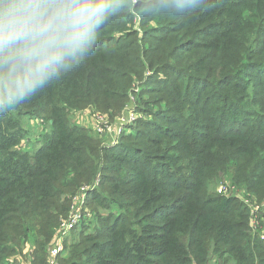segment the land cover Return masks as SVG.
<instances>
[{
	"label": "trees",
	"instance_id": "1",
	"mask_svg": "<svg viewBox=\"0 0 264 264\" xmlns=\"http://www.w3.org/2000/svg\"><path fill=\"white\" fill-rule=\"evenodd\" d=\"M121 2L78 67L0 115V264H21L32 232L34 264H44L71 196L98 177L95 219L72 233L62 264H264L248 211L208 193L229 172L264 199V0ZM131 9L143 34L117 35ZM148 70L161 86L137 95ZM148 93L172 109L171 128L155 121L110 146L72 122L87 109L120 116L131 94ZM25 114L50 126L34 153L22 148Z\"/></svg>",
	"mask_w": 264,
	"mask_h": 264
},
{
	"label": "clouds",
	"instance_id": "2",
	"mask_svg": "<svg viewBox=\"0 0 264 264\" xmlns=\"http://www.w3.org/2000/svg\"><path fill=\"white\" fill-rule=\"evenodd\" d=\"M121 7V0H0V115L78 67Z\"/></svg>",
	"mask_w": 264,
	"mask_h": 264
},
{
	"label": "rangeland",
	"instance_id": "3",
	"mask_svg": "<svg viewBox=\"0 0 264 264\" xmlns=\"http://www.w3.org/2000/svg\"><path fill=\"white\" fill-rule=\"evenodd\" d=\"M143 1L144 0H136L137 3L143 2ZM170 2L173 5L181 4L180 0H170ZM133 9H135L134 6H133ZM130 12L134 16V18H133L134 23L132 21H130V22L127 21L128 26H126L124 28L125 31L117 32V35H120L121 33H124L126 31H134V30H137V34H139V36H141L143 34L144 30L140 27V22L142 21L140 14L137 11L136 12L132 11V9ZM150 26L154 27V28L159 27L157 21H155V20H153V22L150 23ZM158 76L159 75H156L152 71L148 70L146 76L142 80L136 79L133 87L136 90L137 95H138V92H143L144 88H146V87L161 86V84L158 82ZM137 95L131 94L129 101L126 104V105H128L131 103V101H132L131 97L133 96L134 97V107H135V112H136V119L131 124H129L124 131H121V132H118L119 127L115 124V126H114L115 129L111 133V135L107 136V137H103V140L104 141L107 140V142L111 139H115V138L117 139V143L116 144L112 143L113 145H110V146L117 145L119 143V140L121 141L123 135L131 134L135 130H136L135 132L144 131L145 127L153 126L152 123H154L155 121L159 122L163 126L170 127L169 125H167L165 123V121H166V117L168 116V114L171 112L172 109H169V105L166 102H164L160 96L148 93L149 99H148V101L145 102V101L139 100V97ZM89 111H91V110L89 109ZM124 111H125V108L123 109V112L120 114V116L113 117V116H110L108 114L107 115L109 116L110 120L113 123H116L118 121V118H120L123 115ZM97 112H99V111H97ZM73 113H75V114L73 115V117H71L72 122L74 124L84 126V125L78 124L76 118H77V114L84 115L87 113V110H83V111H79V112L76 111ZM102 114H106V113H102ZM41 119H43V117H38V120H41ZM22 120H23V123L26 124V128H27V133H26V136L24 137L23 143H22L23 149L27 150V151H31V153H34L40 147V144L42 142L44 135L50 130V126L48 123H45V122L42 123L41 122V123L37 124L36 127H34L35 126V123H34L35 117L32 118L28 114H25L22 117ZM45 127L47 129L46 131L44 130ZM84 127H86V126H84ZM221 176H223V172L221 173ZM224 176H226V178L215 181L214 183H210V186L208 188V193L209 194H215V195H220V194L225 195L224 193H220V189L221 188H228V194L225 196L236 198L237 200H239V203L242 204L243 208H245L248 211V213H249V225H250L251 231H252L251 221H252V218L254 217L253 212L256 210H258L257 211L258 216L261 218V224H262V227L264 230V199H260L254 195H248V193H246L245 190H241L237 185H235V183H233L232 177H231L229 172H227V174H225ZM99 187L100 186L98 184L95 188L91 189L90 192L87 194L86 208L89 211L92 210L91 208L89 209V206H88L89 197L91 195H93L92 193L95 190L100 189ZM77 191H78V189L75 192H77ZM258 207L259 208L261 207L260 210L257 209ZM68 214H69V212H68ZM68 214L66 216L62 217L61 220L65 217H67ZM93 219H95V217L90 216V219H87V221H90ZM61 220L58 224V227L55 230V233L53 235L52 240L49 242V244L46 247V254H45L46 260H45L44 264H48V251H49L50 246L54 243V241L57 237V232H58ZM82 223H83V221L76 228H78ZM95 225H96V221L94 220V222L92 223V226H91L92 227L91 230L95 227ZM75 229L72 231V233L75 231ZM72 233L70 235H66L63 237L64 250L59 256V264H62L61 263L62 258L69 257V255H70L69 249L67 251H65V245H66V242L71 240ZM252 234H253V236H259L261 238V236L259 234H254L253 232H252ZM35 236H36V234L33 232L30 234V237L27 240V242L25 243L21 253L17 255V258L20 260L19 262L21 264H25L29 261L30 258H28V254L31 251H32V255H33V251L35 250V247H36L35 240H34ZM69 244H70V242H69ZM34 259H35V257L33 255V257H31V260H32L31 263L32 264H34Z\"/></svg>",
	"mask_w": 264,
	"mask_h": 264
},
{
	"label": "built area",
	"instance_id": "4",
	"mask_svg": "<svg viewBox=\"0 0 264 264\" xmlns=\"http://www.w3.org/2000/svg\"><path fill=\"white\" fill-rule=\"evenodd\" d=\"M132 101L130 104L126 105L123 115L118 118L116 123H113L107 114H102L100 112L89 111L84 115L77 114L78 124L84 125L87 128L98 133L102 137L110 136L115 129V124L119 127L118 132L124 131L129 124H131L136 119V112L134 107V97H131ZM43 123L44 120H35V126L39 123ZM108 145L116 144L117 139H111L107 142ZM23 148V146H22ZM100 182V177L92 184H86L80 187V189L71 196V204L69 208V214L67 217L61 220L57 237L54 243L50 246L48 251V264H59V256L64 250V240L63 237L70 235L72 231L84 220L90 219L93 213L86 208V197L91 189L95 188ZM220 193L228 194V188H221ZM261 208V207H260ZM258 207L257 209L260 210ZM258 210L254 211V217L251 221L252 232L254 234H259L262 239H264V230L261 224V218L258 216ZM31 257L32 251L28 254L29 261L25 264H32Z\"/></svg>",
	"mask_w": 264,
	"mask_h": 264
}]
</instances>
